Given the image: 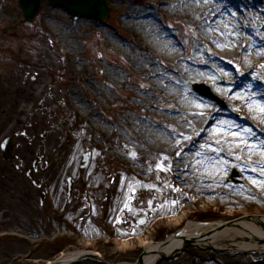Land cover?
I'll list each match as a JSON object with an SVG mask.
<instances>
[{"label":"rangeland","instance_id":"obj_1","mask_svg":"<svg viewBox=\"0 0 264 264\" xmlns=\"http://www.w3.org/2000/svg\"><path fill=\"white\" fill-rule=\"evenodd\" d=\"M194 2L201 10L212 12L217 7V0ZM229 2L235 3L233 6L238 2L252 4L249 18L264 20V13L260 12L264 0ZM130 5L148 8L159 30L177 43L182 57L195 44L192 28L177 19L166 3L157 10L147 0H109V17L98 23L83 17L74 18L67 11L43 2L32 23H21L23 18L17 0H0V139L25 128L22 137L15 140L19 144L15 152L24 168L37 157L41 158L34 177L49 189L40 204L42 188H35L25 177L24 170L13 169L0 154V264H42L62 251L71 250L97 251L111 263H131L143 250L137 236L141 237L142 230L154 224L157 216L163 218L151 228L153 241H162L176 232L177 228L171 226L167 218L187 200V192L177 187L172 172L153 171L149 163L157 158L166 160L170 154L174 156L182 151L183 146H168L162 158L150 152L144 154L146 165L130 148L123 150L118 146L124 141L133 145V133L143 124L142 116L160 123L164 118L162 110L144 104L145 99L151 97L146 89L152 77L140 72L133 50L132 30L121 23V16ZM236 15L216 24L231 29V34L241 31L240 37L245 36L243 41L247 45L248 32L239 27L242 17L238 15L242 14ZM114 38L122 45L113 44ZM150 52L145 53V59ZM243 54L244 51L239 55H223L221 65H226L236 80L242 77L251 81L255 88L263 87L262 75L244 76L246 73L241 70ZM167 73L173 75L170 71ZM195 86H205L209 95L198 92ZM189 88L202 102L196 113L203 112L207 104L217 109V116L225 114L221 118L226 122L219 128L226 131V139L235 141L242 150L246 149L244 144L236 141H248L252 149L257 148L258 140L264 139V127L263 131L257 128L263 121H253L246 114V108L229 107L225 98L214 93L205 82H191ZM75 95L84 102L86 112L74 99ZM152 100L156 102L157 99L152 97ZM257 100L260 101L259 110L264 105V97ZM245 101L248 103L249 99ZM139 107L146 108L147 112H140ZM87 111H92V115ZM257 113L264 119V113L260 110ZM244 127L251 129L252 134L245 132ZM104 145L107 154H103ZM85 151L90 153L91 161L82 170L79 162ZM128 154L133 165L143 170L142 174L129 170L123 160ZM241 176L236 168H231L226 179L237 185ZM68 177L75 187L74 200L69 205L65 202V179ZM127 181L132 185L125 191ZM21 190L29 191L31 197L22 195ZM130 198V210L123 215V206ZM261 201L253 199L248 204L227 207L224 211L240 210L234 218L262 217L257 211L264 209ZM190 208L203 221L221 219L216 214L223 209L217 203L203 202L190 204ZM167 209L176 211L162 215ZM141 212L146 215L140 226L132 218ZM127 237L133 238L128 248L120 245L121 239ZM189 247L192 246L188 245L181 254L158 264H187V254H193L187 253ZM80 264L100 263L85 261Z\"/></svg>","mask_w":264,"mask_h":264},{"label":"bare ground","instance_id":"obj_2","mask_svg":"<svg viewBox=\"0 0 264 264\" xmlns=\"http://www.w3.org/2000/svg\"><path fill=\"white\" fill-rule=\"evenodd\" d=\"M147 1H151L157 10H161L160 5L165 3L168 8H172L175 17L185 21L192 28L191 36L195 44L191 45L182 57L177 43L169 39L167 33L159 30L153 15L146 7L140 9L132 5L127 6L121 16L123 27L134 31H130V34L134 36L133 50L140 72L153 78L146 89L151 93V97L145 99L144 104L162 110L164 118L160 123L151 122L142 116L143 124L137 126V132L133 133V145L124 141L125 143L118 142V146L124 148L123 150L130 148L143 165L147 164L144 157L146 153L163 157L165 149L170 145L180 144L184 148L174 156L170 154L166 160L157 158L149 163L152 166L149 168L153 171L172 172L177 187L187 192V200L179 204L178 209L181 212L167 218L171 226L177 228L174 234L160 242L150 241L146 236L137 239L144 251L142 264H158L161 255L178 252L186 240L198 250L202 247L218 251L215 255L189 247L187 253L193 254H187V264H264V209L257 210L262 217H242L236 220L233 218L240 214V210L224 211L227 207L248 204L253 199L262 200L261 203H264V150L258 147L264 139L256 142L257 148L251 149V146H248L242 150V146L236 145L235 141L226 139V131L219 128L226 122L221 118L226 116L224 113V116H217V109L209 108L207 104L203 112L196 113V108L202 102L189 88L191 82L207 83L214 93L225 98L229 107H244L246 114L253 121L262 120L257 128L263 131L264 119L261 113H257L260 104L257 99L264 97V86L255 88L251 81L242 77L236 80L234 73L227 70L226 65H221V58L233 53L239 55L244 51L241 70L246 73L245 76L251 78L256 73L264 77V20L249 18V9L252 6L250 3L246 5L238 2L233 6L235 3L229 0H217L216 10L211 12L201 10L194 0L186 3L184 0ZM244 7L247 10H244ZM260 12L264 13V8ZM238 13L242 14L238 15L242 17L239 27L248 32L250 37L247 45L243 41L245 36L240 37L241 31L231 34V29L226 30L216 24L225 22V17H236ZM53 25L59 27L54 23ZM200 26L203 27L199 28ZM112 40L116 46L122 45L115 38ZM243 45L245 46L242 47ZM149 49L153 51L150 52ZM147 52L151 55L148 54L145 59ZM159 64L162 67H159ZM222 81L226 82L225 85L218 84ZM234 88H238V91L232 92ZM152 97L157 99L156 102H153ZM74 99L86 112L84 102L80 101L77 95ZM247 99L248 103L245 101ZM139 110L142 113L147 112L146 108L139 107ZM87 112L92 115V111ZM96 122L99 124L100 120ZM248 129L244 127L245 132H248ZM102 148H105L103 154H107V147L104 145ZM123 160L131 172L142 174L143 170L133 165L129 154L123 157ZM161 163L164 168L157 167ZM231 168H236L242 175L237 185L229 183L226 179ZM130 185L132 183L127 181L125 191ZM95 188H98V185ZM21 191L22 195L31 197L29 191ZM201 202L219 204L223 209L216 216L221 217V220L195 221L203 218L191 210L190 204ZM174 211L176 210L167 209L162 215ZM159 216L155 222L161 221L162 217ZM186 218L191 222L183 224ZM120 242L125 246L128 244L126 240ZM85 252L75 250L62 253L57 262L71 263ZM179 254L181 253L176 255Z\"/></svg>","mask_w":264,"mask_h":264},{"label":"water","instance_id":"obj_3","mask_svg":"<svg viewBox=\"0 0 264 264\" xmlns=\"http://www.w3.org/2000/svg\"><path fill=\"white\" fill-rule=\"evenodd\" d=\"M41 0H20V6L26 21L32 20ZM55 5H62L75 14H84L87 16L104 19L107 16L108 9L105 6L106 0H48ZM85 163V159H84ZM84 164H82L83 166ZM87 257L95 258L93 255Z\"/></svg>","mask_w":264,"mask_h":264},{"label":"snow or ice","instance_id":"obj_4","mask_svg":"<svg viewBox=\"0 0 264 264\" xmlns=\"http://www.w3.org/2000/svg\"><path fill=\"white\" fill-rule=\"evenodd\" d=\"M259 110H260L262 113H264V105H262V106L260 107ZM247 131H248V133H249L250 135L252 134V133H251V129H248ZM236 143H243L244 146H245V148H247L249 142H248V141H236ZM258 147H259L261 150H264V142H261V143L258 145ZM249 151H251V149H249ZM133 155H134V153H133ZM157 167L164 168L165 166L161 163V164H158ZM262 167H264V166H262ZM253 170H255V169H253ZM262 175H264V171H262ZM253 182H255V180H254ZM173 203H175V201H173Z\"/></svg>","mask_w":264,"mask_h":264}]
</instances>
